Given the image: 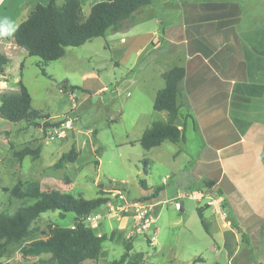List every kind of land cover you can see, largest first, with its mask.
<instances>
[{
  "label": "rangeland",
  "instance_id": "374dc122",
  "mask_svg": "<svg viewBox=\"0 0 264 264\" xmlns=\"http://www.w3.org/2000/svg\"><path fill=\"white\" fill-rule=\"evenodd\" d=\"M64 1L57 0V4ZM80 1L86 17L94 4L109 0ZM47 2L26 0L25 13L14 17L0 32L7 37L0 41V53L11 60L0 75V94L19 92L21 81L30 93L33 109L47 116L50 124L60 123L59 127L44 129L43 125L11 123L0 117V215H12L34 204L36 199L12 194L15 188L26 191L30 183H38L44 191L58 190L86 200L103 192L112 202L101 206L91 214V220L81 224L106 235L107 241L101 257L84 264H238L242 254H233L237 247L233 235L217 231L208 235L198 216V203L187 196L173 199L177 188L183 195L191 192L181 187L187 158L181 154L173 159L178 145L166 142L150 152L140 145L143 132L164 119L163 112L154 110L155 99L151 96V89L161 83L160 78L144 74L140 77L142 67L147 76L156 72L155 49L151 43L145 45L144 40L130 39L154 29L149 19L151 9H146L145 14L135 13L119 30L110 29L103 37L68 47L63 58L43 64L40 58L19 48L11 37L38 3ZM42 65L48 76L42 74ZM67 121L72 122L71 128L64 127ZM94 134L99 140L96 145L92 141ZM189 142L192 151L193 140ZM73 145L80 152L77 161L54 169V164ZM24 148H40V157L34 160L28 156L19 161L14 153ZM98 148L100 155L96 156ZM143 160L148 162L146 175ZM173 172L178 173V182L170 178ZM141 179L146 180L148 190L140 186ZM163 183L165 190L157 193ZM208 192L214 195L216 190ZM154 195L161 205L155 211L160 209L155 242L150 232L137 231L135 207L130 206ZM176 203L183 204L185 214H181ZM76 224L73 213L42 214L32 224L27 240L0 254V264H31L47 258L44 255L24 259L21 249L33 240L46 239L53 225L72 228ZM128 244L132 249L121 260ZM262 245L259 250L248 247L249 264H264ZM139 253L142 258L136 257ZM243 256L247 258V252Z\"/></svg>",
  "mask_w": 264,
  "mask_h": 264
},
{
  "label": "crops",
  "instance_id": "0c3cea01",
  "mask_svg": "<svg viewBox=\"0 0 264 264\" xmlns=\"http://www.w3.org/2000/svg\"><path fill=\"white\" fill-rule=\"evenodd\" d=\"M25 1L0 0L1 33L25 13ZM146 9H151L154 29L130 39L144 40L155 49L156 72L147 76L144 67L140 70L141 78L157 75L161 80L151 96L155 99L165 87L164 76L172 69L185 71L175 121L183 138L174 143L178 149L173 155L174 160L181 154L187 158L181 187L197 192L213 184L210 188L222 193L229 224L216 208L198 203L196 209H202L208 235L232 234L237 241L234 256H248V247L259 250L264 243V0H152L136 14ZM158 112L164 119L157 122H168L169 113ZM177 176L173 172L170 178L178 182ZM174 194L173 199L183 195L178 188ZM149 200L161 208L156 198ZM242 255L238 264H249V256L246 260Z\"/></svg>",
  "mask_w": 264,
  "mask_h": 264
},
{
  "label": "trees",
  "instance_id": "16d2710c",
  "mask_svg": "<svg viewBox=\"0 0 264 264\" xmlns=\"http://www.w3.org/2000/svg\"><path fill=\"white\" fill-rule=\"evenodd\" d=\"M152 4V0H109L101 1L92 6L88 16H83L80 0H65L58 5L57 0H48L45 4L38 3L26 20H24L12 34L16 45L26 51L29 56L42 60L43 64L56 61L65 56L66 48L79 47L92 39L103 37L105 33L119 30L123 23L134 18L135 13ZM7 37L0 33V41ZM11 62L10 58L0 53V75ZM42 74L48 76L44 65L41 66ZM185 77L183 68L175 67L165 76V87L156 95L153 108L155 111L169 113L168 122H155L146 129L139 142L142 148L149 151L161 146L165 141L177 143L183 138L182 131L175 125L179 116L181 105H178L182 82ZM19 92L0 94V117L11 122H26L31 125H43L44 129L59 127L60 123L50 124L47 116L42 115L32 107V99L25 85L19 82ZM44 123L40 124L39 121ZM93 144L99 143L94 134ZM96 156L100 155V148L95 150ZM14 155L19 161L30 156L34 160L40 157V148H24L16 151ZM80 152L73 145L69 152L64 153L54 164V169H61L67 164H74ZM264 164V151L262 154ZM143 174H148V162L143 160ZM213 184H208L211 187ZM140 186L148 190L145 179L140 180ZM163 190V186L158 187ZM219 191V190H218ZM100 196L86 200L75 197L69 193L58 190H41L38 183H30L27 190L21 192L17 188L12 190L14 196L36 199L34 204L18 209L14 214L0 215V254H5L9 247L18 245L27 240L32 234V224L42 214L59 211L62 214L73 213L77 224L72 227L53 225L49 229L46 239L33 240L21 249L22 258L42 257L31 264H84L88 260H98L103 254V244L107 241L106 235L96 233L91 227H84L81 223L101 206L112 202L111 199ZM221 196L222 193L218 192ZM152 196L151 198H154ZM121 204V203H119ZM198 216L207 233L208 225L205 222L202 209H198ZM242 240L249 243L248 237L238 227ZM131 244L126 246V252L121 260L128 257ZM142 258V253L137 254Z\"/></svg>",
  "mask_w": 264,
  "mask_h": 264
},
{
  "label": "built area",
  "instance_id": "2783aa9c",
  "mask_svg": "<svg viewBox=\"0 0 264 264\" xmlns=\"http://www.w3.org/2000/svg\"><path fill=\"white\" fill-rule=\"evenodd\" d=\"M107 90V89H106ZM65 128H71L72 122L67 121ZM210 187H207L206 189L202 191L197 192H190L189 194L182 195L180 198H183L184 196H187L188 198L195 200L197 203L203 204L205 207H213L218 210L219 215L222 217V219L226 223H230V216L227 211V205L225 202V199L223 196H221L218 192H216L214 195H211L208 191H212ZM131 207H135L134 212L136 213L135 217L138 220V223L136 225L137 231H147L150 232L155 237H157L159 230L156 228V207L157 203H153L151 201H136V203H131ZM176 207L180 210L181 206L179 203H176ZM92 216H88L85 220V222H88V220H91ZM97 226V225H96ZM84 227H91L86 224ZM92 228V227H91Z\"/></svg>",
  "mask_w": 264,
  "mask_h": 264
},
{
  "label": "water",
  "instance_id": "95a60500",
  "mask_svg": "<svg viewBox=\"0 0 264 264\" xmlns=\"http://www.w3.org/2000/svg\"><path fill=\"white\" fill-rule=\"evenodd\" d=\"M64 88H66V86H64Z\"/></svg>",
  "mask_w": 264,
  "mask_h": 264
}]
</instances>
